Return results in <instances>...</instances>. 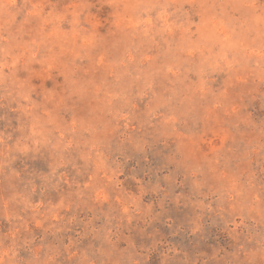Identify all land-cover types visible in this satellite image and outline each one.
I'll return each instance as SVG.
<instances>
[{"label":"rangeland","instance_id":"obj_1","mask_svg":"<svg viewBox=\"0 0 264 264\" xmlns=\"http://www.w3.org/2000/svg\"><path fill=\"white\" fill-rule=\"evenodd\" d=\"M0 264H264V0H0Z\"/></svg>","mask_w":264,"mask_h":264}]
</instances>
